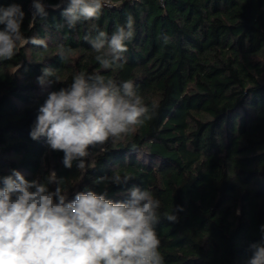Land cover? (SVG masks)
I'll list each match as a JSON object with an SVG mask.
<instances>
[{
    "label": "trees",
    "instance_id": "trees-1",
    "mask_svg": "<svg viewBox=\"0 0 264 264\" xmlns=\"http://www.w3.org/2000/svg\"><path fill=\"white\" fill-rule=\"evenodd\" d=\"M40 1L46 15L33 21L32 0H0L21 5L23 35L47 44L18 45L0 60V177L15 169L44 182L54 172L69 200L91 190L125 202L131 188H147L161 202L154 228L164 264H247L264 236V0H107L99 19L75 28L61 15L67 0ZM129 15L135 35L126 62L105 70L85 36L111 35ZM60 45L72 50L68 60ZM44 68L54 75L42 86ZM81 71L131 80L150 111L157 105L108 151L90 146L84 171L77 161L65 168L64 153L45 137H30L49 93ZM115 171L132 178L96 183ZM172 210L177 222L164 218Z\"/></svg>",
    "mask_w": 264,
    "mask_h": 264
},
{
    "label": "clouds",
    "instance_id": "clouds-1",
    "mask_svg": "<svg viewBox=\"0 0 264 264\" xmlns=\"http://www.w3.org/2000/svg\"><path fill=\"white\" fill-rule=\"evenodd\" d=\"M106 3L107 0H67L61 15L69 28H75L82 21L99 19ZM33 8V21L37 15H46L40 0H33ZM24 16L19 4L0 6V25L4 26L0 29V60L12 59L18 45L47 47L44 40L23 35ZM134 35V20L129 15L111 35L96 31L95 35H86L85 40L97 53L96 61L107 70L123 66L126 42ZM58 55L68 60L72 50L60 45ZM53 75V69L44 68L38 83L50 84L49 77ZM59 79L57 76L55 81ZM156 107L153 103L150 111L131 80L118 84L99 73L88 75L81 71L68 87L49 93L39 108L30 137H45L52 150L64 153L65 168L77 161V167L84 171L83 158L89 156L90 146H99L101 153L108 151L104 145L134 133L152 118ZM131 178L115 171L111 177L98 178L96 183L120 185ZM0 183V264H164L158 251L161 241L154 228L160 219L161 202L147 188L133 187L125 202H113L106 199V192L98 195L91 190L76 192L69 200L67 190L61 187L62 179H57L54 172L40 182L29 181L13 169L0 177ZM53 183L57 186L50 191ZM164 218L178 220L173 210ZM251 249L247 264H264V236Z\"/></svg>",
    "mask_w": 264,
    "mask_h": 264
},
{
    "label": "built area",
    "instance_id": "built-area-1",
    "mask_svg": "<svg viewBox=\"0 0 264 264\" xmlns=\"http://www.w3.org/2000/svg\"><path fill=\"white\" fill-rule=\"evenodd\" d=\"M41 2V1H40ZM30 9H31V13L33 14V12H34V8H33V0H32V2H31V7H30Z\"/></svg>",
    "mask_w": 264,
    "mask_h": 264
}]
</instances>
